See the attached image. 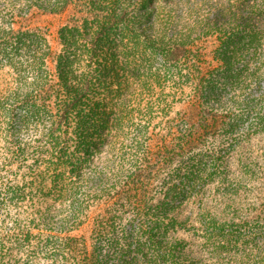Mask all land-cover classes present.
Segmentation results:
<instances>
[{
  "label": "trees",
  "instance_id": "1",
  "mask_svg": "<svg viewBox=\"0 0 264 264\" xmlns=\"http://www.w3.org/2000/svg\"><path fill=\"white\" fill-rule=\"evenodd\" d=\"M232 1L248 4L256 21L211 29L207 24L195 37L220 34L215 59L222 86L245 77L260 89L251 101L233 99L225 104L227 111L214 109L231 129L246 122L242 132L228 137L229 149L239 136L245 142L252 134L264 136V53H258L264 47V23L258 20L264 0ZM76 5L81 7L76 23L58 30L59 52L43 30L26 23L36 10L58 14ZM134 20L117 0H0V79H6L0 84V264H108L113 255L131 264L117 256L129 252L142 257L135 264H161L166 257L187 262L182 242L168 234V225L180 224L163 206L171 210L169 194L155 198L158 184H167L161 172L170 174L174 155L193 146L203 131L149 132L153 110L162 103L153 91L160 75L150 69L143 79L134 76L140 58L127 71L117 50L133 56L158 50L163 70L179 76L173 70L178 63L195 64L188 37L197 24L183 26L163 43L165 30L148 32ZM237 61L242 65L233 70ZM206 87L200 83L191 89L202 95ZM143 92L153 96L145 107ZM198 127L209 128L203 118ZM246 154L238 156L248 164ZM183 164L186 182L200 174L199 167ZM188 220L199 224L197 242L207 249L208 264L228 263L223 255L233 264H264L254 252L256 238L264 242V235L245 226L248 218L222 220L212 214L203 227L196 217ZM84 227L88 235L79 233ZM237 245L239 250L232 251Z\"/></svg>",
  "mask_w": 264,
  "mask_h": 264
},
{
  "label": "rangeland",
  "instance_id": "2",
  "mask_svg": "<svg viewBox=\"0 0 264 264\" xmlns=\"http://www.w3.org/2000/svg\"><path fill=\"white\" fill-rule=\"evenodd\" d=\"M136 1L117 0V5L118 7L125 6L132 11L135 17L134 23L144 30L153 33L159 29L162 34L166 31L165 38H162L163 43H167V37L171 36L173 32L181 30L183 26L187 28L197 24L195 30L188 37L192 41L188 48L191 49L195 64L192 65L188 60L185 63H178L176 68L173 67V70L176 69L179 76L163 70V60L158 50H156V55H150L147 51L136 56L125 51L120 53L117 50V55L127 71L134 67V58H140L137 62L138 70L133 74L138 78L143 79L142 75L148 73L150 69L160 75L159 85L155 84L156 87L153 88V91L159 94L154 98L162 103L159 108L153 110V122L149 127V132L156 135H179L186 129L203 131L197 142L190 146L191 148L188 147L183 153L174 155L170 163V174L161 172L160 179L167 181V184L164 186L158 184L155 199H163L161 194L168 192L167 202L171 210H168V205L163 204V206L165 211L177 217L180 223L173 227L168 225V234L182 242L183 249L180 250V253H183V258L187 261L182 263L178 262L177 257H166L160 263L192 264L196 261L198 264H208L206 261L207 249L201 247L197 242L199 233L196 227H199V224L195 225V222H189V217L192 220L196 217L202 227L204 221L212 214L222 220L229 217H234L235 221L248 218L250 222L245 226L253 227L264 235V136L252 134L248 137V141L246 139V142L243 140L244 137L239 136L237 137L239 142L232 145L231 149L228 148L230 146L226 142H231V138L228 137L231 136V133L236 135L237 132H242L246 127V122L238 121L233 130L224 125L217 116V114L221 115V112H215L214 109L227 111L228 108L225 104L230 103L229 100L233 99L251 101L260 89L253 85L251 78L244 81L245 77L234 80L230 84L231 86H222V69L218 68L219 62L215 59V49L221 48L217 39L220 34L212 32L195 38L196 31L204 29L207 24L211 29L238 20H248L253 23L256 21V17L249 14L248 4L245 2L232 4V0H145L142 7L134 6ZM154 6L157 8L152 11L150 7ZM72 7L58 14L36 10L26 23L43 30L52 49L59 52L62 48L59 42V28L69 23H76L81 15V7L77 5ZM143 12L147 14H142L140 17L139 13ZM258 20L264 23V14ZM258 53H264V47H259ZM241 65L237 61L232 68L234 70ZM187 67L190 68V74L185 69ZM6 71L7 69L2 70L5 74ZM4 83H6V79H0V84ZM200 83L208 86L202 90V95L196 94L191 89L193 85ZM262 83L264 80L261 81ZM209 86H212L213 89H210ZM260 86L262 88V85ZM143 93L144 104L142 106L145 107L150 99L153 100V96L149 98L148 92ZM236 108H234L235 111ZM238 112L241 113V110ZM244 112L248 117L251 116L249 112L245 110ZM137 118H139V114ZM202 118L209 128L200 129L198 127V121ZM224 149L228 150L226 155L223 154ZM244 152L249 157L248 164L239 160L240 156L238 155H243ZM187 162L193 164L194 168L199 167L198 169H200V174H195V177L188 182L183 178L184 164L179 165ZM246 167L248 169L244 170ZM174 168L175 170H173ZM164 177L166 178L163 179ZM169 187L172 190L167 191ZM240 229H242L241 233H244V229ZM88 231L89 228L84 227L79 233L88 235ZM256 242L258 247L253 250L264 260V242L260 235L256 238ZM239 247L235 246L232 251H238ZM103 251L105 252V250ZM124 254L117 256L120 258L124 256L125 259H129L131 264L142 260L140 254L134 255L133 252ZM222 257L223 262H228L225 264H233L229 261L231 257L228 255ZM108 264H123V262L113 255L109 257Z\"/></svg>",
  "mask_w": 264,
  "mask_h": 264
}]
</instances>
